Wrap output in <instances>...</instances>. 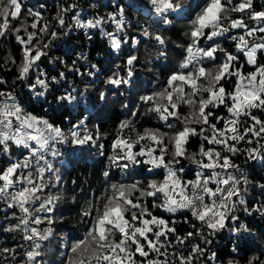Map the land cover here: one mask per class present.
<instances>
[{
    "label": "snow or ice",
    "instance_id": "obj_1",
    "mask_svg": "<svg viewBox=\"0 0 264 264\" xmlns=\"http://www.w3.org/2000/svg\"><path fill=\"white\" fill-rule=\"evenodd\" d=\"M44 8V3L34 8L24 0H0V37L14 35L21 51L19 62L5 61L16 68L13 85L47 102L51 85L64 80L66 72L85 75L77 60L69 65L60 56H50L58 42L67 43L64 38H70L74 28L68 21H73L89 40V30L99 29L117 55H123L122 45H129L122 65L104 80L108 87L99 92L98 100L107 103L108 92L128 94L139 102L135 110L121 103L130 117L143 115L158 124L140 129L134 119L120 121L106 153L98 127L90 131L79 120L65 130L34 114L20 102L16 87L9 88L0 76V200L16 210L15 222L3 230L19 233L28 243L20 259L17 248L0 246L5 264L9 258L14 264H45L43 246L55 237L58 264H202L215 260V252L207 254L208 246L225 230L232 234L234 254L255 240L237 210L264 219V200L250 206L248 169L236 159L243 156L245 165L264 170V62L259 59L264 57V7L258 10L253 0H144L145 23L135 25L138 35L129 34L134 25L119 4L105 16L83 19L76 0H64L52 17L54 23L45 19ZM106 24L123 36L105 31ZM178 24L185 39L177 44L181 51L175 63L160 87L141 92L138 65L154 72V50L155 59L163 58L168 66L164 32ZM224 41L234 50L223 47ZM141 44L151 45L145 48L143 64L138 55ZM74 52L69 46L63 55ZM42 58L65 70L49 77L41 68ZM77 58L86 59L83 53ZM98 71L97 64H90L87 75L95 77ZM82 99L97 104L87 91L76 89L54 97L60 108L78 107ZM68 145L94 148L108 163L100 190L90 189L83 204L71 198L78 205L77 222L75 230L65 231L52 227L58 220L62 225L63 217L55 215L62 196L51 189L59 192L56 161ZM113 170L123 179L112 182ZM255 187L264 193V183ZM178 222L187 225L183 234ZM45 223L49 227L42 228ZM258 252L247 264H264V249Z\"/></svg>",
    "mask_w": 264,
    "mask_h": 264
},
{
    "label": "trees",
    "instance_id": "obj_2",
    "mask_svg": "<svg viewBox=\"0 0 264 264\" xmlns=\"http://www.w3.org/2000/svg\"><path fill=\"white\" fill-rule=\"evenodd\" d=\"M24 2L27 7L34 8H38L40 3H44L46 8L41 11L45 19L52 21V17L56 15L58 5L63 4L64 0H24ZM76 2L80 5V16L83 19L90 18L94 15L105 16L108 12L113 11L114 6L117 4L124 6L127 19L134 25L133 28L129 29L130 35H138V29L135 27L137 22L141 24L145 23L142 17L146 13L141 8L144 0H76ZM253 6L259 10L261 7H264V0H253ZM234 15L238 16L239 13ZM28 20L30 21L31 17H28ZM52 22L54 23V21ZM68 22L74 25L73 30L69 34L70 38H64L67 41L66 44L58 42L59 47H53L50 51V56H60L69 65H71L73 60H77V67H80L81 72L85 73V75L80 76L66 72V78L64 80L59 81L55 85H51L47 94V102L34 99L27 88H24L22 85H13L12 82L15 79L16 68L11 63L5 64V61H9L10 58H15L19 62L21 57L20 45L17 44L12 34H8L6 37H0V76L8 81L7 86L9 88L16 87L20 102L34 114L49 118L51 121L64 127L65 130H67L70 123H75L79 120H84L90 131L95 132L98 127L102 137L100 143L105 144L106 153L110 151V141L120 121L134 119L137 128L140 129L157 126L158 122L156 120L149 119L143 115L132 118L128 110L121 107V103H128L130 108L135 110L139 107L138 98L128 94L120 97L114 92H108L107 103L98 100L99 92L106 90L108 87L104 84V80L112 71L116 70L115 66L117 64L122 65L123 59L129 50V45H122L124 53L123 55H117L112 52L110 41L106 36L101 34L99 29L89 30L92 34V39L89 40L84 34V29L75 28V22L73 21ZM104 27L107 32H113L117 36H123V33L118 32L112 24H106ZM182 27V25L178 24L175 28H169L168 31L164 32L169 53L167 67L165 66L163 58L160 60L155 59L156 53L154 50L151 52L152 59L156 65L154 72L149 73L138 65L137 79L141 92L158 88L164 83L169 67L175 63L177 55L181 51L177 47V44L185 39L181 31ZM69 46L74 48L75 52L69 56H64L63 53L69 50ZM150 46L145 44L139 46L138 55L140 56V64H143L144 58L147 55L145 48ZM222 46L230 51L234 50L229 41H224ZM79 53H83L86 59L78 60L77 54ZM259 59L261 62H264V57H260ZM42 60L41 68L49 74V77L57 75L59 71L65 70L64 66L59 63L51 64L46 58H42ZM90 64H97V68L99 69L95 77H89L87 75ZM32 78L33 80L35 79V74ZM72 89H76L79 92L87 91L91 97L97 100V104L93 106L87 99H82L78 107H73L72 105H66L63 108L58 107L54 97ZM139 111L142 113L143 109L140 108ZM105 134H107V139L103 138ZM196 143L197 141L194 140L193 145L195 146ZM62 151L64 153L63 156L56 161V168L61 175L59 192H57V189H51V192L53 195L59 194L62 196L61 201L57 204L55 215L58 218L63 217V221L61 225L58 220L57 224L52 227H62L67 231L75 230L73 226L77 222L78 205L73 204L71 198L75 196L78 204H83L84 197L89 194L90 189L100 190L104 186L102 169L107 165L108 161L106 156H98L94 148L89 150L87 146L81 149L68 145L64 146ZM236 163L248 169L250 184L246 199L250 202V206H254L256 202L264 200V193L255 187L257 183H264V170H261L258 166L253 169L249 165H245L243 156L238 157ZM122 179L123 176L121 173L118 170H113L112 182H117ZM13 211L16 210L8 209L3 201L0 200V246L17 248V259H20L24 251L28 248V243L22 240L19 233L5 232L3 230L10 223L15 222L12 215ZM237 214L249 224V227L256 234L257 238L242 244L238 253L234 254L231 251L233 240L229 238L232 234L225 230L217 234L213 239V243L208 246L210 251L207 254L210 255L211 252H215V260H205L202 261V264H228V261L233 259L236 261V264H247V261L253 255H259L258 249H264V219H261L259 216L248 217L242 209H238ZM17 215H19L18 211ZM164 215L167 216V213ZM41 227L47 228L49 225L45 223ZM177 227L181 234L187 230V225L179 222ZM57 240L58 237H55L50 243L44 244V256L42 258L45 264H52V262L58 264L61 257L56 250ZM196 242L198 241H193V243ZM18 245H23V247H17ZM0 264H5L3 256H0ZM9 264H14L10 258Z\"/></svg>",
    "mask_w": 264,
    "mask_h": 264
},
{
    "label": "built area",
    "instance_id": "obj_3",
    "mask_svg": "<svg viewBox=\"0 0 264 264\" xmlns=\"http://www.w3.org/2000/svg\"><path fill=\"white\" fill-rule=\"evenodd\" d=\"M243 147V145H241Z\"/></svg>",
    "mask_w": 264,
    "mask_h": 264
}]
</instances>
